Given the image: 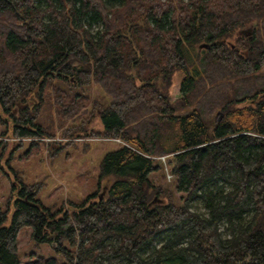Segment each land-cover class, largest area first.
<instances>
[{"label": "trees", "instance_id": "trees-1", "mask_svg": "<svg viewBox=\"0 0 264 264\" xmlns=\"http://www.w3.org/2000/svg\"><path fill=\"white\" fill-rule=\"evenodd\" d=\"M252 23L255 46L232 48ZM262 64L264 0H0V110L14 134L45 137L37 122L47 99L65 124L85 111L78 89L95 85L112 99L98 108L96 138L124 142L81 203L52 212L34 186L18 185L8 226L0 207V264H264ZM161 157L171 186L151 178ZM197 200L206 215L192 210ZM26 227L52 256L22 262Z\"/></svg>", "mask_w": 264, "mask_h": 264}, {"label": "rangeland", "instance_id": "rangeland-1", "mask_svg": "<svg viewBox=\"0 0 264 264\" xmlns=\"http://www.w3.org/2000/svg\"><path fill=\"white\" fill-rule=\"evenodd\" d=\"M100 27L96 25L94 31H98ZM241 38L243 40H240ZM246 40L245 37L237 34L229 40V44L241 48ZM240 48H238L239 51H241ZM257 73L264 77V71ZM180 80L179 74L173 78L171 87L173 101L181 96ZM78 91L88 96L84 100L85 111L77 114L65 124L60 121L56 106L47 99L37 123L45 128L48 135L41 138L16 136L13 132L15 120L7 117L0 110V207L2 210L9 211L8 220L4 226L10 224L15 211L14 201L18 195V185L23 183L27 186H34L37 191L35 198L52 212L63 209V206H67L69 202L81 203L97 189L100 164L103 158L106 154L124 145L121 140L118 142L96 138V133L103 131L104 127L98 108L108 106L112 99L95 85L84 88V91L82 89ZM28 104L27 108L33 107L36 99L31 97ZM17 111L14 113L16 116L21 110ZM219 115L223 116V113L217 112V119H220ZM81 125L82 128H76ZM69 127L72 129L71 136L64 137V130ZM53 146L56 147L53 148ZM161 158L162 160L158 158L155 161L158 169L152 173L151 178L158 184L171 186L173 179L169 176L171 175L169 160L165 157L163 161L164 157ZM222 185L218 183L217 186ZM209 188L216 190L213 185ZM103 191L101 189L100 194ZM192 210L203 215L207 214L200 200L193 203ZM60 215L62 213H59V217ZM220 231L225 237L227 236L225 224L220 226ZM165 238V234L158 236L147 251L160 247L165 242ZM18 243L19 256L23 263L36 259V255L43 254L45 257L53 255L47 247L34 245L31 239V229L27 227L20 231Z\"/></svg>", "mask_w": 264, "mask_h": 264}, {"label": "flooded vegetation", "instance_id": "flooded-vegetation-1", "mask_svg": "<svg viewBox=\"0 0 264 264\" xmlns=\"http://www.w3.org/2000/svg\"><path fill=\"white\" fill-rule=\"evenodd\" d=\"M255 27L256 25L255 24H250L242 29H239L236 31L235 35L239 34L240 36H243L247 39V42L250 41L249 43H247L248 45H251L252 47H254L255 45L253 44L252 39L254 38V32H255ZM202 45V44H201ZM201 45H199V50H209L211 47V45H209L208 49L206 48H202L201 49ZM232 48H234V46H232ZM239 50V49H237ZM239 52H242V51H239ZM255 69H257V71L259 72H263L264 71V65L262 64L261 66H257ZM263 98L264 99V94L262 96L259 97V99ZM251 102H254L253 100H251ZM220 119H217V120H221L222 119V115H219Z\"/></svg>", "mask_w": 264, "mask_h": 264}, {"label": "water", "instance_id": "water-1", "mask_svg": "<svg viewBox=\"0 0 264 264\" xmlns=\"http://www.w3.org/2000/svg\"><path fill=\"white\" fill-rule=\"evenodd\" d=\"M208 47H209L208 44H202V45H201V49H202V48H206V49H208ZM28 105H29V104H23V105H22V104L18 103V104H17V109H14L13 112H14V113H17V112H18V111H17L18 109H19V110H23V109L27 108ZM104 194H105V190L103 191V193L101 194V196H103ZM101 196H100V197H101ZM157 200H158V198L156 197V198L152 201V204L156 203Z\"/></svg>", "mask_w": 264, "mask_h": 264}, {"label": "built area", "instance_id": "built-area-1", "mask_svg": "<svg viewBox=\"0 0 264 264\" xmlns=\"http://www.w3.org/2000/svg\"><path fill=\"white\" fill-rule=\"evenodd\" d=\"M117 141H118V140H117ZM118 142H120V141H118ZM165 159H166V158L164 157V158H163V161H165ZM161 160H162V158H161ZM169 176L172 178V176H171V175H169Z\"/></svg>", "mask_w": 264, "mask_h": 264}, {"label": "crops", "instance_id": "crops-1", "mask_svg": "<svg viewBox=\"0 0 264 264\" xmlns=\"http://www.w3.org/2000/svg\"><path fill=\"white\" fill-rule=\"evenodd\" d=\"M56 147V146H53V148Z\"/></svg>", "mask_w": 264, "mask_h": 264}]
</instances>
